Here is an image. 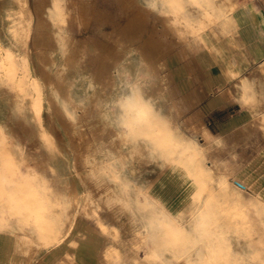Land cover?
<instances>
[{
    "label": "rangeland",
    "instance_id": "1",
    "mask_svg": "<svg viewBox=\"0 0 264 264\" xmlns=\"http://www.w3.org/2000/svg\"><path fill=\"white\" fill-rule=\"evenodd\" d=\"M74 1L26 0L23 5L19 0H0V64L5 62L6 65L1 69L0 76V174L8 176L13 186L9 192L6 191L0 179V202L8 207L15 201L18 206L31 208L25 212H28L25 216H30L29 212L39 205L43 207L41 212L45 217L54 220L51 221L54 228L61 226L63 212L75 213L92 227L93 232L96 231L97 236L100 230L104 231L101 241L106 239L105 235L112 237L115 230L118 232L117 226L120 224L124 231H120L119 235L137 236L140 234L139 228L131 227L137 224L120 211L116 202H111L115 206L113 212L121 213V218L110 215L112 210H102L103 192L92 189V186L90 188L86 183L82 186L79 184L77 177L83 175L86 178L88 169L81 167V157L84 156L86 161L90 156L92 159L88 167L96 172L99 160L93 155L99 154L102 170L116 173V178H112L106 172L104 184L124 193L144 216L155 219L156 210H148L141 192L148 189L179 211L181 203L186 202L190 194L183 190L174 192L166 187L162 171L168 173L171 169L160 168V163L167 162L176 154V150H172L174 147L179 148L188 141L193 149H198L204 146L206 139L203 135L189 132L183 120L174 117L173 105L183 98L178 90L181 83H175V90L169 89L162 82L157 83L156 78L151 79L149 74L144 78L146 83H139L137 88L151 116L147 114V120H139L133 126L132 122L137 116L128 109L129 105L126 114V150L128 147L142 150L140 163L133 165L137 172H130L132 165L128 157L124 160L126 168L114 167V164H119L114 161L118 155V137L106 135L107 127L92 131L90 124L106 121L108 127H117L118 113L124 111L125 107L118 102L116 91L124 88L125 83H114L115 65L124 64L140 54L155 63L154 58H158L159 52L153 50L149 35L156 40L161 35L171 39L173 30L167 18L174 19L176 24L188 31H194L203 26L206 19L210 21L208 16L206 18V12L211 16L226 12L227 16L222 17L213 30L217 38L233 36L237 26L230 15V7L252 4L257 14L264 15V0H95L96 11L87 28L82 27L84 24L78 26L72 22L75 9L71 11V6L76 4ZM80 1L87 6L88 0ZM81 16L80 19H84V15ZM29 19L27 36L21 31L22 36L17 27V35L13 34L15 24L22 26ZM120 50L126 56H119ZM173 52L174 49L168 55L172 56ZM24 56L29 58L28 74L9 65L11 61L21 64ZM126 79L129 81L130 77ZM166 89L170 94L169 99L164 91ZM5 90L10 97H7ZM7 99L11 108H8L10 103ZM243 99H246L245 96ZM37 105L41 107L40 117L30 112ZM165 108L168 115H164ZM49 126L58 130L62 143L48 131ZM135 127L139 128L137 134L133 131ZM33 129L43 138L41 144L45 158H41V153L32 146ZM225 140L226 144L230 141L228 138ZM230 142L228 147H233V164L229 169L232 166L233 170L241 169L250 162L249 170L241 171L243 177L256 181V187L264 192V153L248 151L246 140L237 142L234 138ZM113 150L117 153L115 156L112 155ZM109 156L113 157L107 163ZM214 159V155L213 158L202 154L196 157L204 168L211 166ZM32 168L45 192L38 193L27 186L26 177ZM123 173L126 178L120 182L118 176ZM35 183L36 178H33L30 184ZM208 183L212 186L214 181ZM186 185L183 184L182 188ZM94 186L97 188L96 184ZM87 188L90 189L86 191ZM245 198L250 197L246 195ZM214 209L218 212L221 231L225 236L236 232L234 220L224 214L227 208L216 205ZM74 217H66L70 218L68 224L73 222ZM249 218L253 226L247 238L250 251L264 260V224L253 213L249 214ZM9 220H6V225L13 226ZM79 231V227H75L74 237ZM223 244L229 246V252L233 253L229 241L223 240ZM176 246L181 250L187 248L183 242L176 243ZM251 260L237 254L231 264H249Z\"/></svg>",
    "mask_w": 264,
    "mask_h": 264
},
{
    "label": "bare ground",
    "instance_id": "2",
    "mask_svg": "<svg viewBox=\"0 0 264 264\" xmlns=\"http://www.w3.org/2000/svg\"><path fill=\"white\" fill-rule=\"evenodd\" d=\"M19 1L23 5L26 4V0ZM246 9L247 6L240 8L241 11ZM15 27L18 28V32L22 36L24 35L21 31L27 36L30 30V19L25 21L22 26L15 24L12 28V32L17 35ZM2 63L3 64H0V76H2L1 69L6 67L5 62ZM9 65L16 66L18 70L21 69L25 71V74L29 73V58L26 56L22 58L21 64H15L11 61ZM154 67L155 64L141 54L132 57L124 64L119 65L117 63L115 65L114 83H125L124 88L121 87L122 89L119 88L116 91L119 99L120 97L125 98V103H122V106H135L137 109V118L132 122L133 126L137 125L139 120H147L142 105L132 102V100L135 95H138L137 85L139 83H146L144 78L146 75L151 74ZM8 72H10V75L11 71L9 69ZM12 74H14V72ZM127 76L130 77L129 81L126 79ZM5 92L7 93V97H10L6 90ZM6 101L9 102V99ZM11 107L12 105L10 103L8 108ZM30 112L40 117L41 107L37 105L35 108H31ZM66 112L69 113V110L66 109ZM100 127L101 125L99 129ZM245 130L246 129L239 133V136H237L235 140L251 139V137L247 138ZM205 139L206 143L204 146L198 149H193L188 141L184 142L179 148L174 147L172 150H176V154L169 160L166 158L168 160L167 162L160 163V168L168 167L171 169L168 173L162 171L166 187L168 186L167 188L174 192L183 190L190 194V198L186 202L181 203L182 207L179 211H175L166 204L163 199L160 197L158 198L157 195L153 194L148 189L141 192L140 195L144 197L149 208L148 210H156L157 217L155 219L144 216L141 213V209L131 204L128 198L124 196V193H119L115 187H108L104 184V179L107 175L116 178V173L108 172L105 169L102 170L103 163L100 161L101 156L99 154L93 155L94 158L99 160L97 171L94 172V170L92 171L87 166V178L91 183L96 184V189L98 191L104 193V204L109 203V201L116 202L120 211L124 215L127 214L133 222L137 224H132V229H137L138 227L140 230V234L137 236L119 235V232L116 230L114 231L111 237L112 241L121 245L127 244L128 248L120 250L111 247L109 251L107 250V252L103 253L106 257L105 259L108 260L107 264H145L144 261L147 259L146 257H153L156 259L157 263L152 260V264H231L232 258L237 254H240L242 257H250L252 260L249 264H264V260L258 254L254 255L251 253L248 245L249 239H247L250 235V233L248 235L249 229L253 228L249 218L250 213H253L254 216L260 219L264 224V192L256 187V181H253L251 185L248 183H241L238 180L239 173L232 174V172H228L223 167L225 164L224 159L216 157V152H214L216 147H220L221 149L225 147L226 140L223 137H215L208 132ZM141 151L133 147H128L127 150L119 153L114 158V161L116 163L118 162L120 167H122L124 166L125 158L128 157L132 165L130 172L135 174L137 171L133 165L140 163ZM85 154L86 152L84 155ZM199 154H202V156H210V158H213L214 155L216 159H214L213 162L211 161V166L207 165L208 168H204L202 162L196 161V157L199 156ZM91 159L89 156L85 164L89 165ZM33 178H36V183L31 186L30 182ZM0 179L4 189L9 192L13 187L10 178L4 174H0ZM212 181H214V183L210 186L208 182ZM185 183L187 185L182 188V185ZM1 184L0 187L2 189ZM26 184L35 192H40V182L33 168L26 177ZM119 186L122 188L121 185ZM32 190L30 192H32ZM246 195L250 198H245ZM25 203L26 202H23V204ZM20 204H22V202ZM216 205H222L227 208L224 214L231 216L230 218L234 220L236 232L225 236L221 231L222 225L220 224V219L217 217L218 212L214 209ZM29 209L31 208L18 206L15 201L8 207L0 202V264H9L8 261L11 255L17 252H25L23 246L26 244V238L21 234L9 233L4 229L6 220L11 217H14L18 223L25 221L28 233L37 242L45 246L57 247L54 250L52 249L50 254L47 255L49 259L62 255L67 249V245L71 242L75 241L79 242L80 245L82 244L83 240L80 231L76 232V237H74L73 233L75 226L77 228V225L81 224L80 221H76V217L73 218V222L64 225L63 229L52 232L53 226L51 225V221L41 212L43 207L38 205L34 211L29 212L30 217L28 218L25 216L28 212H25L29 211ZM117 221L118 223L120 222L119 220ZM102 233H104V231L101 230L99 236H97L95 231L89 237V240L95 239L101 241V235L104 236ZM223 240L229 241L233 253L229 252V246H224ZM180 242H183L187 248L182 250L178 249L176 243ZM36 250L34 249V251ZM89 262L90 261H88V263ZM51 263L52 262H50V264Z\"/></svg>",
    "mask_w": 264,
    "mask_h": 264
},
{
    "label": "crops",
    "instance_id": "3",
    "mask_svg": "<svg viewBox=\"0 0 264 264\" xmlns=\"http://www.w3.org/2000/svg\"><path fill=\"white\" fill-rule=\"evenodd\" d=\"M75 2L76 4L71 6V11L75 9V12H72V22L74 21L78 26L79 24H84L82 27L87 28L86 25L90 24L93 13L96 11L95 0L86 1V7L83 1L75 0ZM244 6H247V9L241 11L240 8ZM229 12L234 19L237 29L233 36L222 38H217L216 32L213 29L222 17L227 16L226 12H221L216 16H211L206 12V18L208 16L210 21L206 19L205 24L194 31H188L176 24L174 19L169 20L167 18V23L170 24L169 27L173 30L171 39L167 35H161L156 40L154 36L149 35L150 41L154 46L153 50H158L159 52L158 58H154L155 67L151 72V79L156 78L157 83L162 82L163 86L169 89L172 88L173 90L177 88L175 83H181L178 85V90L182 92L183 98L179 100L178 104L173 105L174 117L182 119L185 127L190 130L189 132L203 135L204 138L209 132L215 137L228 138L231 141L246 129L247 138L251 137V139L242 140H246L248 151L264 153V15L261 13L257 14L252 4L242 5L241 7L239 5H232ZM81 15H84V19H80ZM173 49V55H168ZM161 54L162 56H160ZM119 56H126V53L120 50ZM167 90L164 91L167 94L166 97L169 98L168 95L170 94ZM139 92L138 95L133 97L132 102L140 103L147 115L149 111ZM244 96L246 99H243ZM124 99V97H120L118 102L125 103ZM128 109L136 115L137 109L135 106ZM119 114L117 127H108L106 121H103V119L101 123L97 121L96 124L95 122L90 124L92 125V131L99 129L101 125L103 130L107 127L106 135L118 137V154L126 150L127 133L125 127L127 126V107L124 108V111H120ZM133 131L137 134V131L139 133V128L135 127ZM228 146L229 143L223 149L216 147L214 151L216 152L215 156L224 159L225 164L223 167L228 172H232V174L239 173L238 180L241 183H252L253 181L250 180L245 181L243 174H240L242 173V169L249 170L248 166L250 162L241 169L233 170V166L229 169L233 164V147ZM220 152H226L227 155L225 157L217 155ZM117 153L113 150L112 155L115 156ZM113 156L108 157L107 163H110V158ZM84 159V156L80 159V164L83 168L88 166L85 164V162L87 163V159L86 161ZM108 167L111 166L108 164ZM114 167H120V164H114ZM126 167L124 165V168ZM124 173L119 174L118 181H125L126 177ZM77 178L81 186L86 183L90 188L92 186V189L96 190L94 184L87 178V175L86 178L83 175ZM39 186V193L46 191L41 185ZM90 188H87L86 191ZM103 200L105 202V197ZM104 202L102 210L109 209L110 212L112 210L110 215H113L115 218H121V213L118 212L117 214L113 212L115 206L113 207L110 201L106 204ZM73 215L77 218L76 221L80 220L83 222V224L77 225L80 234H82V244L80 245L79 242L75 241L71 242L67 245V249L62 255L51 259H49L47 254L57 247L45 246L37 242L28 233L25 221L18 223L14 217L13 219L10 218L9 221H12L10 224H13V226L9 225L8 227L5 225L4 229L9 233L15 232L16 234L23 235L26 238V244L23 246L25 252L14 253L9 257L8 263L50 264L52 262L51 264H95L97 261L96 264H107L108 260L101 253L109 251L111 247L120 250L128 248L127 244L121 245L112 241V238L108 236L109 234L107 237L105 235L106 239L102 241L89 240V237L94 233L92 227L86 224L75 213L63 212L61 226L53 227V229H63V226L68 224L69 219ZM66 217L70 218L67 219ZM122 227L123 225L121 224L117 226L118 232L124 231ZM34 249L37 250L34 251ZM146 258L145 264H152V260L157 263L153 257ZM88 261L90 262L88 263Z\"/></svg>",
    "mask_w": 264,
    "mask_h": 264
},
{
    "label": "snow or ice",
    "instance_id": "4",
    "mask_svg": "<svg viewBox=\"0 0 264 264\" xmlns=\"http://www.w3.org/2000/svg\"><path fill=\"white\" fill-rule=\"evenodd\" d=\"M164 115H168L167 108H165V110H164ZM61 123H64L63 120H61ZM65 127H67V126L65 125ZM48 131L50 133H52L53 135H55L57 137V139L61 141V143L63 142L60 133L58 132V130L55 127L49 126ZM112 134L114 135V133H112ZM32 139H33L32 146L34 148H36L37 151H39L41 153V158H45L44 157V151H43V145L41 144V140L43 138L40 136L38 131H36L34 129L32 130ZM229 143H230V141H229ZM217 155H219L221 157H225L227 155V153L226 152H220V153H217ZM45 173H46V170H45Z\"/></svg>",
    "mask_w": 264,
    "mask_h": 264
}]
</instances>
